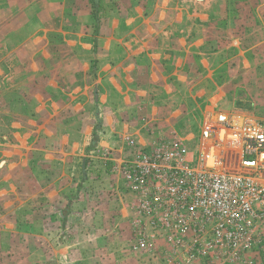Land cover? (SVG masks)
<instances>
[{"label": "rangeland", "instance_id": "obj_1", "mask_svg": "<svg viewBox=\"0 0 264 264\" xmlns=\"http://www.w3.org/2000/svg\"><path fill=\"white\" fill-rule=\"evenodd\" d=\"M166 3L158 2L162 7ZM0 4V262L154 264L135 262L130 251L132 205L124 200L118 220L114 189L119 181L111 173L112 166L129 154L130 141L141 143L148 120L144 75L135 74L132 66H118L112 74L113 44L131 42L143 49L144 18L152 0H100L97 12L91 0H0ZM187 4L198 12L212 11L210 22L229 40L238 38L235 31L240 26L255 28V23L264 36V0ZM204 23L209 22L197 24ZM251 41L255 42L246 37L244 45ZM261 60L257 71L248 66L242 70L249 73L251 93L239 90L234 95L232 82L223 108L216 106L222 102L218 97L212 106L200 103L192 113L175 115L182 120L167 126L177 131L167 138L176 135L195 147L205 111L213 108L230 112L235 108L264 126V57ZM230 63L237 68V62ZM95 86L103 96V112L94 101ZM98 111L114 126L119 147L108 137L105 152L96 148L87 154L99 127ZM97 132L106 134L104 128ZM61 212L67 216L65 223Z\"/></svg>", "mask_w": 264, "mask_h": 264}, {"label": "built area", "instance_id": "obj_2", "mask_svg": "<svg viewBox=\"0 0 264 264\" xmlns=\"http://www.w3.org/2000/svg\"><path fill=\"white\" fill-rule=\"evenodd\" d=\"M129 145L111 173L132 202V250L154 264H264L261 123L212 110L193 148L176 135Z\"/></svg>", "mask_w": 264, "mask_h": 264}, {"label": "crops", "instance_id": "obj_3", "mask_svg": "<svg viewBox=\"0 0 264 264\" xmlns=\"http://www.w3.org/2000/svg\"><path fill=\"white\" fill-rule=\"evenodd\" d=\"M171 1L152 0L149 14L144 18L145 30L142 50L136 49L131 42L113 44V55L116 64L113 66L111 73L114 74L113 70L118 71V66L126 68L132 66L135 74H143L147 83L148 94L145 103L148 120L146 129L141 132L143 137L140 144L143 146L158 138H167L171 132H177L176 130L173 131V128H167V126L173 127L172 124L179 122L180 117L176 119L174 116L184 112L192 113L197 106L200 107V103L205 104V107H209L215 103L216 98L220 97L222 102H216L217 104H215L223 108L230 98L229 93L232 82H236L233 89L234 95L240 91L251 93L250 88L252 86L247 84L248 81H251L249 73L244 74L245 72L242 70L245 69V66H248V68L257 71L258 61L264 57V36H260L261 32L258 31L259 25L257 23L254 24L255 28L240 26L235 31L239 35L238 38L229 40L224 32L221 33L220 29L215 28L210 22L212 11L198 12L193 9L192 5L187 4V2H193L194 0H174L173 6L171 4L169 6ZM158 2H168V5L166 3V7H162ZM2 18L3 11L0 9V32ZM198 20L209 23L198 25ZM243 22L245 23V20ZM218 36L219 39L217 40ZM246 37L253 38L255 42L251 41L250 45H244ZM113 39L115 38L113 37ZM115 40L117 41V39ZM233 46H236V49H231ZM120 56L124 59H120ZM230 62H237V68H231ZM122 71L123 69H121V73ZM242 82L246 83L245 87H242ZM94 90L96 107L98 109L101 107L103 112L105 105L102 100V93H98L96 86ZM114 95H118V93H114ZM212 110L230 112L216 108ZM234 111L237 110L234 108ZM205 112L207 114L210 111ZM99 115H101L100 128H104L106 134H103V137L99 136L100 142L97 150L103 153L107 150V138L114 135V131L111 130L114 126L108 124V116L104 117L103 113L100 114L98 111L96 116L99 117ZM115 123L119 125L116 121ZM67 136L69 135L64 137ZM113 138H115L114 142ZM113 138L109 140L110 143H114V146L119 147L116 137ZM85 145H88V143L85 142ZM119 187H121L120 181L119 183L116 182L114 189L115 191L117 189L118 220L122 219V212L126 205L124 200L131 202L129 197L123 199ZM83 194L86 195V190ZM98 208L102 210V206L96 207L95 217H97ZM78 214V218L81 219V214ZM131 216L133 218V210ZM119 237L120 233H118ZM130 251L136 259L135 262H137V259L144 262L150 259V257L141 256L131 247ZM0 264L2 263L0 262Z\"/></svg>", "mask_w": 264, "mask_h": 264}, {"label": "trees", "instance_id": "obj_4", "mask_svg": "<svg viewBox=\"0 0 264 264\" xmlns=\"http://www.w3.org/2000/svg\"><path fill=\"white\" fill-rule=\"evenodd\" d=\"M99 1H100V0H91V2H92L93 5H94V8H95L96 12H97V8H98V6H99V4H98ZM95 14H96V13H95ZM98 21H99V18L97 17V22H98ZM98 32H99V27L97 26L96 33L98 34ZM97 54H98V40L95 39L94 55L97 56ZM96 63H97V61L95 60V61H94V68H95V69H96V66H97ZM100 124H101V121H100V119H99V127L96 128L95 132L93 133V139H92L91 145L86 149L87 154H89L90 152L96 150V148L98 147V144H99V142H100V137H99L97 131L100 130ZM85 168H86V166L84 165V166H83V169L85 170ZM68 208H69V207H68ZM61 216H62V219H61L62 223H65V221H66V217H67V216H65V212H61Z\"/></svg>", "mask_w": 264, "mask_h": 264}]
</instances>
